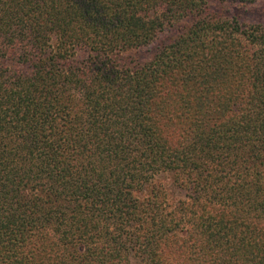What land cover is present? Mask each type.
<instances>
[{"label": "trees", "instance_id": "16d2710c", "mask_svg": "<svg viewBox=\"0 0 264 264\" xmlns=\"http://www.w3.org/2000/svg\"><path fill=\"white\" fill-rule=\"evenodd\" d=\"M254 2L0 0V264H264Z\"/></svg>", "mask_w": 264, "mask_h": 264}, {"label": "rangeland", "instance_id": "374dc122", "mask_svg": "<svg viewBox=\"0 0 264 264\" xmlns=\"http://www.w3.org/2000/svg\"><path fill=\"white\" fill-rule=\"evenodd\" d=\"M249 10H256L255 13L252 14V17H254V19L264 21V0H255L253 5L249 7ZM132 264L136 263L133 262Z\"/></svg>", "mask_w": 264, "mask_h": 264}]
</instances>
